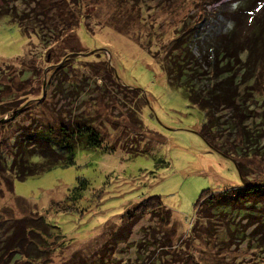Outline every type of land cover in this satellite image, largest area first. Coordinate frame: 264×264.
<instances>
[{"label":"rangeland","instance_id":"374dc122","mask_svg":"<svg viewBox=\"0 0 264 264\" xmlns=\"http://www.w3.org/2000/svg\"><path fill=\"white\" fill-rule=\"evenodd\" d=\"M55 1L0 0V10L15 15L13 21L0 19V96L18 98L10 103L18 106L41 99L36 111L64 118L86 116L115 150L78 148L74 164L14 180L12 190L1 179V214L4 206L15 218L36 210L59 227L63 236L54 238L46 264L98 256L106 245L111 251L106 249L104 260L118 264H259L251 245H222V238L205 233L194 242L190 231L202 190L216 192L243 182L236 164L248 176L246 182L264 180V77L254 85L258 101L252 100L249 113L254 122L247 116L245 128L232 129L230 109L218 105L206 116L185 91L168 83L161 67L166 47L183 30L182 21L199 12L202 0H68L75 9L66 13L69 34L49 44L23 35L18 25H28L32 16L50 17ZM224 3L232 8L237 2ZM206 118L230 127H218L214 145H242L239 154L224 155L202 137ZM81 178L88 185L77 204L54 212L52 204H67ZM150 195L160 196L170 221L154 214L137 217L131 226L124 223V212ZM223 226L209 227L218 233L216 227ZM119 227L125 236L115 243L109 232ZM62 239L64 245L56 247Z\"/></svg>","mask_w":264,"mask_h":264},{"label":"trees","instance_id":"16d2710c","mask_svg":"<svg viewBox=\"0 0 264 264\" xmlns=\"http://www.w3.org/2000/svg\"><path fill=\"white\" fill-rule=\"evenodd\" d=\"M202 1L201 9L197 8L199 12L195 15L193 12L189 20L182 21L180 28L183 30L166 47L161 67L168 83L185 91L192 104L207 112L206 116H212L210 113L221 105L232 111L230 117L235 126L231 128L240 126L243 129L248 124L247 116L253 122L256 118L249 115L252 112L250 104L253 99L258 101L254 98V85L264 77V0H236V6L232 8H227L224 0ZM54 3L56 5L53 4L50 17L46 13L40 19L32 16L28 18V25H18L23 35H34L42 43L49 44L69 34L72 27L65 21L70 18L66 13H73L75 9L72 10L68 0H56ZM211 5H214L212 9ZM2 8L1 20L14 18V12ZM16 99L0 96V181H6L11 190L14 180H24L56 166L74 164L78 148H100L106 152L115 150L114 146L104 144L101 131L86 116L69 114L64 118L53 114L51 109V112L45 109L36 111L41 99L19 106L10 104ZM34 111L38 114H33ZM21 118L24 120L20 123ZM225 123L218 125L206 118L200 133L215 149L234 157L233 154H239V150L244 148L242 145L235 144L234 148H230L229 145L216 146L212 142L219 126L230 128L223 127ZM246 141L255 146L248 138ZM236 167L243 181L239 186H229L216 192L204 189L200 193L195 201L199 210H196L198 218L190 231L191 239L195 242L199 234H214L222 238V245H251L259 264H264V180L246 182L248 176L241 172L237 164ZM87 185L86 179H79L66 198L67 204L55 202L52 204L53 211L72 210ZM101 193L100 190L98 196ZM18 202L24 204L25 209L26 201L21 199ZM3 208V215L0 209V264H46L49 254L54 251V238L58 241L63 236L59 227L49 223L36 210L15 218L10 206ZM154 214L164 222L170 221V211L158 195L137 201L124 212L122 219L131 226L137 217ZM221 222H224L223 228L216 227L220 232L212 233L209 226ZM120 228L109 232L115 243L125 236ZM62 240L56 243V247L64 245ZM108 247H101L98 256L94 254L74 259L71 256L61 264H118L109 257H106L109 260H104L106 249L111 251Z\"/></svg>","mask_w":264,"mask_h":264}]
</instances>
